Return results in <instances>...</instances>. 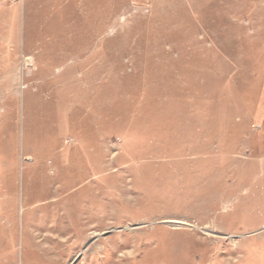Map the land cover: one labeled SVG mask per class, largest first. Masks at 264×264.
Here are the masks:
<instances>
[{
	"label": "rangeland",
	"instance_id": "1",
	"mask_svg": "<svg viewBox=\"0 0 264 264\" xmlns=\"http://www.w3.org/2000/svg\"><path fill=\"white\" fill-rule=\"evenodd\" d=\"M0 264H264V0H0Z\"/></svg>",
	"mask_w": 264,
	"mask_h": 264
}]
</instances>
